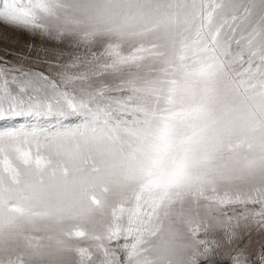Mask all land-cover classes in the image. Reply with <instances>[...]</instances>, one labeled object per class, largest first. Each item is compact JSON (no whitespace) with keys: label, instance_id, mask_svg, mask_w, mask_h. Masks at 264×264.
I'll list each match as a JSON object with an SVG mask.
<instances>
[{"label":"snow or ice","instance_id":"snow-or-ice-1","mask_svg":"<svg viewBox=\"0 0 264 264\" xmlns=\"http://www.w3.org/2000/svg\"><path fill=\"white\" fill-rule=\"evenodd\" d=\"M0 23L33 34L0 50V120L25 118L0 128V225L54 223L57 246L77 243L83 261L87 226L126 215L109 235L131 249L125 264L158 234L168 189L198 157L231 161L208 176L214 189L264 168V0H2ZM136 179L134 202L110 206ZM262 198L259 188L212 196L226 219L264 215ZM209 251L202 264H264V233L226 259Z\"/></svg>","mask_w":264,"mask_h":264},{"label":"clouds","instance_id":"clouds-1","mask_svg":"<svg viewBox=\"0 0 264 264\" xmlns=\"http://www.w3.org/2000/svg\"><path fill=\"white\" fill-rule=\"evenodd\" d=\"M228 165L231 161L227 154H209L206 159L198 157L186 177L168 189L171 198H166L161 206L158 234L145 233L136 255L126 258L125 264H202V260L210 254L209 249L226 259L249 232L258 239L264 233V224L258 227L257 221L264 220V215L257 217L254 215L256 209H247L226 219L212 196L214 190H264V168L245 170L233 184H217L214 189L207 183L208 176L218 174ZM142 183L136 179L124 187L113 189L109 196L110 206L134 202L135 194L141 192ZM177 193L180 195L177 196ZM149 195H159V191L142 192L145 199ZM261 208L264 210V205ZM117 223L121 228L127 227V216L117 222L106 212L102 218L87 226L89 237L85 239L93 256L91 260L82 261L75 253L77 243L70 241L63 249L57 246L55 239L59 238V232L54 223L42 221L29 225L22 220L15 223L5 221L0 225V264H121V255L131 249L111 245L110 231ZM49 234L54 237L51 241L47 239ZM94 234L100 235L101 240L91 239ZM29 237L36 239L29 243ZM39 237H44L41 246H37ZM101 243L107 248V255L99 248Z\"/></svg>","mask_w":264,"mask_h":264},{"label":"rangeland","instance_id":"rangeland-1","mask_svg":"<svg viewBox=\"0 0 264 264\" xmlns=\"http://www.w3.org/2000/svg\"><path fill=\"white\" fill-rule=\"evenodd\" d=\"M0 4H2V0H0ZM32 38L33 34L22 28H13L12 26L0 23V50L22 46L25 42H30ZM36 39L39 40L40 38L36 37ZM24 122L25 118L23 117L0 120V128L11 127ZM253 239L257 238L253 237Z\"/></svg>","mask_w":264,"mask_h":264}]
</instances>
